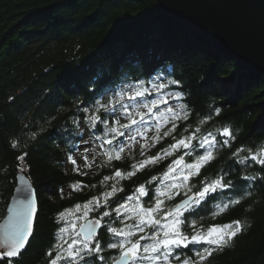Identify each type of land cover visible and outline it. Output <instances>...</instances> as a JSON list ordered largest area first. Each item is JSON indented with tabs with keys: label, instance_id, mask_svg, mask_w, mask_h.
Instances as JSON below:
<instances>
[{
	"label": "trees",
	"instance_id": "trees-1",
	"mask_svg": "<svg viewBox=\"0 0 264 264\" xmlns=\"http://www.w3.org/2000/svg\"><path fill=\"white\" fill-rule=\"evenodd\" d=\"M135 52L136 59L131 56ZM126 58L136 63L123 62ZM157 76L160 82L178 80L179 86L170 85L164 91L183 92V98L173 99L172 106L184 103L191 110L189 120L180 124L177 133L189 123L196 127L200 118L217 108L219 116L213 115L199 125L202 134L225 124L235 132L231 147L220 149L217 158L194 181L198 184L203 177H213L223 170L234 187L213 194L216 199L209 198L195 215L204 217L201 223L205 225L240 220L243 230L231 246L215 251L204 264H264V179H243L257 173L264 177V171L251 160L248 165H240L230 158L238 147L256 149L264 145V75L248 76L231 56L213 50L204 39L193 38L161 14L156 0H0V221L16 173L26 177L37 201L33 235L25 249L16 257L0 259V264H9V259L11 264H49L47 253L56 243L58 228L65 226L64 221L57 222L58 214L108 190L107 185L113 181L101 184L104 176L116 168L128 169L142 159L137 144L132 149L133 158L125 154L122 160L106 166L103 152L111 146L96 139L104 136V126L90 128L78 109L91 107L97 99L106 102L122 86ZM106 118L111 121V117ZM74 119L79 127L73 124ZM83 138L89 142V153H84ZM171 142V137L165 138L147 155H155ZM82 153L88 156L91 168L84 167ZM22 155L24 159L18 160ZM70 155L79 171L73 170L76 166L69 161ZM174 158L119 181L117 186L124 191L109 200L108 210L115 208L121 197L133 194L140 183L159 176ZM77 181L81 184L79 191L71 187ZM158 183L146 184L150 194ZM239 197L243 198L238 205L212 219L217 203ZM142 199L147 201L148 197ZM104 210L101 207L89 212L88 219L98 218ZM73 218L70 215L69 222ZM111 219H115V213ZM107 222L109 217L101 222L98 232L104 248L99 255L106 261L118 254V250L106 247L111 239ZM114 226L121 225L117 222ZM191 247L183 252L191 256ZM87 259L88 264H106Z\"/></svg>",
	"mask_w": 264,
	"mask_h": 264
},
{
	"label": "snow or ice",
	"instance_id": "snow-or-ice-1",
	"mask_svg": "<svg viewBox=\"0 0 264 264\" xmlns=\"http://www.w3.org/2000/svg\"><path fill=\"white\" fill-rule=\"evenodd\" d=\"M170 85L179 86V81L160 82L159 76L147 82L138 80L136 83L122 86L108 97L106 102L97 99L91 107L78 109L85 114L84 122L90 128L95 129L97 124L104 126V136H97L96 139H103L104 144L111 146L103 152L106 166L112 161L122 160L125 154L133 158L132 149L137 144L142 159L135 160L128 169L116 168L111 175L104 176L101 184L113 181L107 185L108 190L58 214L57 222L64 221L65 226L58 228L56 243L47 253L51 257L49 264H60L61 261L66 264H81V261L88 264V257L106 261L104 256L99 255L104 248L97 233L105 217L110 218V222L106 223V230L111 237L106 247L118 250V254L108 258L106 264H204L215 251L231 246L232 240L242 232L243 224L240 220L205 225L201 223L204 217L197 218L195 215L196 209L209 198L216 199L213 194L234 187L233 181L227 178L228 173L223 170L213 177H203L198 184L194 181L201 176V170L217 158L220 149L231 147V143L236 139L235 132L230 125L225 124L202 134L199 125L210 121L213 115L219 116L220 109L217 108L213 114L200 118L196 127L189 123L177 133L180 124L189 120L191 110L184 103L161 108L162 104L168 105L170 99L179 101L183 98L181 91L165 92ZM153 94L155 97L150 98ZM106 116L111 117V121ZM122 120L125 122L122 123ZM73 124L79 127L77 119L73 120ZM149 132L152 133L151 136ZM168 137H171V143L155 155H147L151 148ZM13 147H17V144L13 143ZM100 147L103 148V144ZM181 150L182 153L177 156L176 153ZM90 151L88 148L84 149V153ZM242 152L246 155L241 156ZM173 156L175 158L159 176L153 175L148 181L140 183L133 194L121 197L122 202L117 201L116 207L108 210L109 200L124 191L122 187L117 186L119 181L130 179L146 167L159 164ZM186 157L189 159L186 160ZM81 158L85 161L84 167H92L87 155L82 153ZM230 158L240 165H248L251 160L264 171V145L256 149L238 147L232 151ZM17 159L22 161L24 156ZM68 159L74 166L77 165L71 155ZM92 160H95V156H92ZM73 170L79 171V166ZM257 177L264 179L259 173L255 176H245L243 179L253 181ZM21 181L27 184L23 177ZM153 181L159 183L150 194L146 184L150 185ZM71 187L79 191L81 184L77 181ZM144 197H148V200L144 201ZM176 197H180L178 202L167 203L176 200ZM242 198H230L217 203L211 213L212 219L222 215L229 207L238 205ZM101 207L106 210L101 212L98 218L88 219L89 212ZM76 212L81 215L75 216ZM113 213L115 219H111ZM35 215L34 194L30 187H21L15 204L10 206V214L0 233V259L16 257L25 248L33 235ZM70 215L74 217L71 222L68 220ZM76 221L82 222L77 224ZM117 222L120 227L114 226ZM142 241L149 242L142 244ZM196 245L201 247L196 248ZM190 246L191 256L183 252V249H189Z\"/></svg>",
	"mask_w": 264,
	"mask_h": 264
},
{
	"label": "water",
	"instance_id": "water-1",
	"mask_svg": "<svg viewBox=\"0 0 264 264\" xmlns=\"http://www.w3.org/2000/svg\"><path fill=\"white\" fill-rule=\"evenodd\" d=\"M156 3L161 14L173 24L195 39L206 40L213 50L231 56L247 75H264V0H156ZM21 177L22 174H15L0 233L21 187L31 188L37 214L34 190L28 181L22 183ZM99 230L100 227L97 233Z\"/></svg>",
	"mask_w": 264,
	"mask_h": 264
},
{
	"label": "bare ground",
	"instance_id": "bare-ground-1",
	"mask_svg": "<svg viewBox=\"0 0 264 264\" xmlns=\"http://www.w3.org/2000/svg\"><path fill=\"white\" fill-rule=\"evenodd\" d=\"M131 56H132L133 58L136 59L137 56H138V54L135 52V53H132ZM130 61H131V60L128 59V58H126V59L123 60V62H125V63H127V64H134V63H136V62L133 61V60H132L131 62H130ZM237 66H238V65H237ZM256 75H258V74H252L250 77H254V76H256ZM260 75H263V74H260ZM248 76H249V75H248ZM22 176L25 177L24 175H22ZM25 178H26V177H25ZM27 181H28V180H27ZM28 182H29V181H28ZM34 193H35V192H34ZM3 218H4V217H3ZM3 218H2V219H3ZM2 219H1V221H2ZM1 221H0V222H1Z\"/></svg>",
	"mask_w": 264,
	"mask_h": 264
},
{
	"label": "rangeland",
	"instance_id": "rangeland-1",
	"mask_svg": "<svg viewBox=\"0 0 264 264\" xmlns=\"http://www.w3.org/2000/svg\"><path fill=\"white\" fill-rule=\"evenodd\" d=\"M193 38H194V37H193ZM167 72H169V71L167 70ZM172 100H173V99H170V100H169V102H171V103L168 102V105H163V104H162V105H161V108L168 107V106H172V104H174V102H172ZM82 140H83L82 143L84 144L83 147H84V148H88V144H89V142L86 140V138H83ZM85 141H87V143H84Z\"/></svg>",
	"mask_w": 264,
	"mask_h": 264
}]
</instances>
